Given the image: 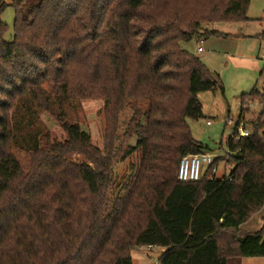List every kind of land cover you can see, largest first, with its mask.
Listing matches in <instances>:
<instances>
[{
    "label": "trees",
    "instance_id": "trees-1",
    "mask_svg": "<svg viewBox=\"0 0 264 264\" xmlns=\"http://www.w3.org/2000/svg\"><path fill=\"white\" fill-rule=\"evenodd\" d=\"M11 1L7 41L0 0V264H133L141 247L163 248L159 264L264 257V218L260 231L241 229L264 207L260 121L248 137H230L199 181L178 179L183 157L208 153L188 122L203 116L199 94L224 93L182 43L223 37L212 24L251 21L252 0ZM255 98L264 90L242 95L241 116ZM89 99L104 102L102 148L61 118ZM126 109L125 136L137 140L125 151L116 132ZM38 110L60 120L65 138L41 133L26 150L18 133ZM135 153L131 183L111 196L115 167ZM221 160L230 172L212 178Z\"/></svg>",
    "mask_w": 264,
    "mask_h": 264
},
{
    "label": "rangeland",
    "instance_id": "rangeland-1",
    "mask_svg": "<svg viewBox=\"0 0 264 264\" xmlns=\"http://www.w3.org/2000/svg\"><path fill=\"white\" fill-rule=\"evenodd\" d=\"M4 1L9 5L1 15L2 21L7 27L4 38L7 41H12L15 36L16 10L12 6L11 0ZM248 17L251 21L210 25L213 30L222 33L223 37H212L201 42L192 40L182 43L183 49L189 50L199 57L211 72L220 76L223 83L224 93L217 90L199 94L198 99L203 116L197 120H188L193 137L206 146L207 152L212 154L215 159L227 155L228 140L232 137L235 124L240 118L246 123L250 131L254 130L255 124L260 121L262 123L260 133L264 131V101L260 98L250 99L241 116L242 94L249 95L253 89L264 90V0H252ZM201 47L204 49L203 53L198 51ZM233 56L235 58L232 59ZM138 105L146 107V104L139 103ZM103 107L104 102L101 99L75 102L74 108L66 106L68 112L65 117L61 116V118L79 123L84 130L91 134L93 143L102 148L105 144L106 132ZM37 113L38 115L31 118L32 123L28 132L18 133V137L22 139L26 150L37 143L41 133L49 132L52 139L62 140L65 138L60 120L57 117L41 110H38ZM132 113L130 109H126L119 116L116 132L118 143L116 145L122 146L123 150L130 146H136V137L127 138L125 136L126 126ZM209 120L212 121V125H207ZM19 127L20 125L16 128L18 132ZM14 151L17 152V156L23 164H26L28 154L18 148H15ZM137 164L138 154L135 153L115 167L112 186L109 189L111 196L118 190H122L123 185L131 183L132 167ZM226 165L227 162L224 160L219 161L218 166L215 165L217 178H222L224 174L230 172ZM230 165L232 166V164ZM201 169L203 176L208 166L202 165ZM120 193L123 194L121 191ZM261 210L259 214L253 216L243 225L241 228L243 231L257 232L262 229L264 207ZM163 252V248L150 250L148 247H141L134 249L131 252L133 264H159ZM230 264H264V257L244 258L232 261Z\"/></svg>",
    "mask_w": 264,
    "mask_h": 264
},
{
    "label": "built area",
    "instance_id": "built-area-1",
    "mask_svg": "<svg viewBox=\"0 0 264 264\" xmlns=\"http://www.w3.org/2000/svg\"><path fill=\"white\" fill-rule=\"evenodd\" d=\"M244 106L245 108L247 107L246 104ZM207 125H212V121H207ZM250 132L251 131H249L244 126L242 121L239 120L235 124V129L232 133V137L236 140H239L241 137H248L250 135ZM214 159L215 158L210 153L200 155H188L183 157L179 164L178 179L182 182L199 181L202 178V165H207L209 168L213 164ZM226 167L230 169V164L227 163ZM216 173L217 169H214V172L211 177H216ZM226 174H224V176H226Z\"/></svg>",
    "mask_w": 264,
    "mask_h": 264
},
{
    "label": "crops",
    "instance_id": "crops-1",
    "mask_svg": "<svg viewBox=\"0 0 264 264\" xmlns=\"http://www.w3.org/2000/svg\"><path fill=\"white\" fill-rule=\"evenodd\" d=\"M263 21H264V18H263ZM202 43H203V42H202ZM200 50H201V51H200ZM198 51H199V53H203L204 49H202V47H201V48L198 49ZM226 53H227V52H226ZM233 58H235V56H233L232 59H233ZM255 64H257V63H255ZM242 95H243V94H242ZM246 108H247V107H246ZM239 120L242 121V123L244 124V126L247 128L246 123H244V121H243L241 118H240ZM247 129H248V128H247ZM248 130H249V129H248ZM249 131H250V130H249ZM261 211H262V210H261ZM261 211H259V212L256 213V214H259ZM256 214H255V215H256ZM255 215H254V216H255ZM251 218H252V217H251ZM247 222H248V221H247ZM247 222H246V223H247ZM243 225H244V224H243ZM243 225L241 226V228L243 227ZM148 248H149L150 250H152V249H156V247H148Z\"/></svg>",
    "mask_w": 264,
    "mask_h": 264
}]
</instances>
